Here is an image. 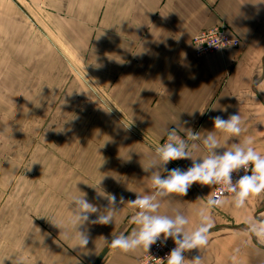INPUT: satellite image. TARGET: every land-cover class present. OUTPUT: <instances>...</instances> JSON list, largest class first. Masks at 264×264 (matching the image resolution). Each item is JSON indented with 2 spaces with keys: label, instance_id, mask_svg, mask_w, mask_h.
Wrapping results in <instances>:
<instances>
[{
  "label": "crops",
  "instance_id": "1",
  "mask_svg": "<svg viewBox=\"0 0 264 264\" xmlns=\"http://www.w3.org/2000/svg\"><path fill=\"white\" fill-rule=\"evenodd\" d=\"M215 25L238 37L240 46L196 56L193 36ZM54 43L92 45L98 60L92 64L93 75L105 88L100 91L109 93L108 108L115 115L109 112V127L102 133L108 144L95 130L77 136L82 144H62V156L45 165L46 172L68 174L62 170L68 164L63 155L68 157L71 151L76 155L72 158L76 168L71 171L76 174L75 183L69 179L50 181L47 187L53 195L31 194L26 199L27 205L36 207L34 212L20 213L16 197L8 198L10 192L4 191L8 187L0 182V256L15 253L24 264H136L146 250L125 253L108 242L113 233L124 231L127 235L135 227L128 223L134 211L128 201L136 198V192L151 194L150 174L142 165L154 145L163 143L174 130L175 120L201 136L213 132L225 147L251 137L252 146L264 155V124L257 121H264V90L256 86L264 87V4L255 5L251 0H0V62L18 65L21 60L42 59L36 56L37 45ZM20 46L28 48L22 51ZM11 69L13 78L19 75L18 69ZM1 76H6L2 65ZM238 113L245 131L225 143L226 134L213 128L211 117L226 119ZM176 131L185 138L183 132ZM85 139L101 143L87 146ZM191 152L193 156L207 154L202 145ZM128 154L130 158L125 160ZM190 164L189 158L170 160L166 168L184 169ZM12 167L14 173L22 171L21 163ZM4 168L0 166V171ZM86 183L114 195L120 209L115 222L87 225L88 244L79 250L67 246L72 243L71 227L67 234L59 232L40 215L59 219L70 215L67 197L79 190L85 192ZM213 187L193 182L183 196L171 193L160 198L157 212L181 210L189 218L190 229L196 223L194 209L211 195ZM90 189L92 194L86 199L100 209L107 207V199ZM17 190L15 186L13 193ZM224 200L221 207L211 210L214 227L208 233L207 246L184 252L186 264L187 259L199 255L201 264H234L229 257L235 248L240 249L236 264H264V244L246 234L241 223L264 210V193L250 196L241 209L231 206V195ZM96 215L90 214V219ZM167 241H172L171 237ZM5 264L12 262L5 260Z\"/></svg>",
  "mask_w": 264,
  "mask_h": 264
},
{
  "label": "clouds",
  "instance_id": "2",
  "mask_svg": "<svg viewBox=\"0 0 264 264\" xmlns=\"http://www.w3.org/2000/svg\"><path fill=\"white\" fill-rule=\"evenodd\" d=\"M251 2L255 5L264 4V0H251ZM259 84L256 85L257 88L264 90V87H258ZM26 99L32 101L29 98ZM32 103L39 106L40 100L37 103L32 101ZM14 112L13 106L11 110L0 112V121L9 122L10 117L14 119ZM203 112L204 110H200V114ZM189 113L191 114V112ZM211 120L214 129L226 134L225 143L230 138H239L242 131H245L242 128V118L239 113L230 114L226 119L216 115L211 117ZM177 121L172 122L175 127L168 133L167 139L163 143L154 145L152 155L142 165L143 171L150 174L149 187L152 192L151 194H140L135 191L136 198L128 201L134 209L128 217V223L135 227L127 235L124 231L113 233L110 242H108V246L111 248L127 253L135 251L137 248L147 250L158 239L163 244L171 237L175 247L166 254V264H186L184 252L193 248L200 251L207 246L208 233L214 227L211 210L221 207L225 203L224 197L227 194H231V206L241 209L250 196L264 193V155L252 146L251 137H246L240 142L233 143L230 147H225V144L221 143L213 132L209 131L201 136L190 128L181 127ZM257 121L264 124V121ZM64 122L61 127H55L54 130L64 131ZM50 127L45 128L43 132ZM176 129L183 132L185 138H182ZM196 142H199V145L207 150L206 155H192L191 149L199 146ZM221 147L224 150L217 152L216 150ZM129 158L128 154V157L124 159L128 160ZM183 158L191 159V164L187 168L182 169L179 166L171 169L166 168L170 160ZM33 162L39 161L33 160L32 164ZM102 162L97 165L98 168ZM25 169H30V167ZM241 170L243 174L233 180L232 174L239 173ZM161 173L165 174L161 176ZM100 181L101 178L98 181L99 185ZM193 182L200 185H219V187L205 198L202 205L194 209L196 223L189 229L187 227L189 218L181 210L172 209L171 214H160L157 210L160 207V198L171 193L183 196ZM88 185L96 190L98 196L107 199V207L98 208L97 205L86 199L85 192L79 190L77 194L67 197V206L71 209V214L67 217L59 219L54 216L40 215V217L47 218L51 225L59 229V232L67 234L71 227L72 243L67 245L69 248L86 249L85 246L89 240L87 225L115 222V213L120 209L115 206L116 197L114 195L98 191L93 184ZM92 213L97 214L94 219H90ZM241 223L246 234L254 237L259 244H264V210L251 217L243 218ZM33 239L39 241L34 238V235ZM65 239H67V235ZM239 252L240 249L235 248L229 257L234 264L238 261ZM5 260H11L12 264H24V261L15 253L0 256V264H5ZM187 264H201V256H194L191 260L187 259Z\"/></svg>",
  "mask_w": 264,
  "mask_h": 264
},
{
  "label": "rangeland",
  "instance_id": "3",
  "mask_svg": "<svg viewBox=\"0 0 264 264\" xmlns=\"http://www.w3.org/2000/svg\"><path fill=\"white\" fill-rule=\"evenodd\" d=\"M216 26L224 28L233 36L222 25L212 27ZM20 47L22 51L28 48V46ZM233 48L237 47L229 49ZM92 49V45L77 46L75 43L39 44L36 47V56H43L42 59L36 57L35 61L21 60L18 65L7 61L0 62L6 75L0 78V89L1 86L3 88V92L0 91V112L11 110L12 106L15 109L14 119L10 117L9 122L0 121V160L4 161V164L0 162V166L5 167L4 171H0V182L4 183H2L4 187H8L6 190L4 188L6 193L10 192L7 194L8 198L16 197L20 213L36 210L35 206L27 205L26 198L31 194L36 193L35 196L38 197L53 195L51 189L47 187L48 182L69 179L75 183L76 174L71 171L76 168L72 167L76 165L72 159L76 158V155L71 151L68 157L63 155L66 158L63 162L67 161L68 164L64 165L62 170L69 171L68 174L46 172L45 165L52 164L54 159L61 155L59 148L62 144L69 143L70 146L82 144L77 136L87 135L94 130L99 131L101 140L104 139L103 143L108 144V137L102 133L108 130L112 117L109 112L113 113L108 108L109 93L100 91L105 88L99 86L98 78L93 75L92 64H98V60L94 58ZM101 63L107 61L101 59ZM11 67L19 70L18 76L12 77L11 73L14 72ZM25 97L34 103L40 100L39 106ZM63 122L64 131L54 130L55 127H61ZM47 127L50 128L43 132ZM101 140L85 139L84 144L87 146L90 142L98 144ZM33 160H38L40 163L32 164ZM20 163L22 171L14 173L12 166ZM29 167L32 171L25 169ZM18 181H21L20 185H17ZM15 186H18V190L13 193ZM18 192L19 196H17ZM85 193L87 197L92 194L88 184ZM36 220L40 223L38 219Z\"/></svg>",
  "mask_w": 264,
  "mask_h": 264
},
{
  "label": "built area",
  "instance_id": "4",
  "mask_svg": "<svg viewBox=\"0 0 264 264\" xmlns=\"http://www.w3.org/2000/svg\"><path fill=\"white\" fill-rule=\"evenodd\" d=\"M239 44L240 41L238 38L229 35L224 28L218 26L202 30L192 38V45L197 56L209 54L217 50H226L231 47H238ZM241 174H243L242 170L239 173H233V180L238 178V175ZM217 187H219V185H214L212 192L215 191ZM229 195L231 194H227L226 196ZM173 247H175L173 241L166 240L165 243L161 244L158 239L156 243L149 246L137 264H166V254Z\"/></svg>",
  "mask_w": 264,
  "mask_h": 264
}]
</instances>
